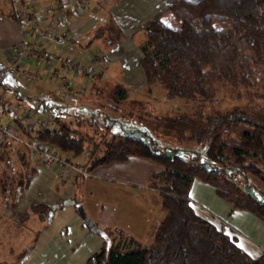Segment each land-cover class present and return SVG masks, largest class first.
<instances>
[{
	"label": "trees",
	"instance_id": "16d2710c",
	"mask_svg": "<svg viewBox=\"0 0 264 264\" xmlns=\"http://www.w3.org/2000/svg\"><path fill=\"white\" fill-rule=\"evenodd\" d=\"M166 9L179 21L178 27L166 25L158 15L141 25L146 40L140 45L142 56L138 62L146 82H159L167 97H199L200 105L211 99L217 82L249 86L253 79L260 80L264 88V0H172ZM103 32L109 45L121 35L109 22L94 31L97 35ZM89 85L98 88L95 81ZM127 92L120 82L110 86L106 93L112 102L109 107L119 110L118 104L126 100ZM0 107L3 109V102ZM31 107L38 112L35 106ZM52 118L53 126L45 128H33L18 114L11 121L28 139L43 141L71 156L81 154L86 147L84 140L90 139L84 160L88 171L98 164L122 161L129 155L150 159L165 169L167 184L156 188L158 209L163 214L152 219L146 243L120 228H103L108 241L101 238L98 248L86 256L83 264H264L263 257H249L233 235L200 216L188 202L191 180L197 178L211 185L215 194L232 208L264 220V200H258L240 182L222 173L223 168L233 165L245 180H249L246 176L249 173L264 183L263 113H250L245 107L233 105L200 112L201 121L197 119L193 124L183 114L155 117L158 124L169 128L174 123L188 125L191 132L185 138L204 146V155L213 168L177 154L157 152L148 142L127 133H110L106 138V123L102 129L91 127L90 135ZM92 134L100 140H95ZM181 136L179 131L174 141H181ZM7 144L0 142V186L6 193L13 192L11 198H3L4 205H12L35 167L25 165L24 174L17 171L12 176ZM77 177L79 181L82 175ZM73 200L78 201L75 197ZM30 209L46 220L48 210L54 208L33 203Z\"/></svg>",
	"mask_w": 264,
	"mask_h": 264
},
{
	"label": "crops",
	"instance_id": "0c3cea01",
	"mask_svg": "<svg viewBox=\"0 0 264 264\" xmlns=\"http://www.w3.org/2000/svg\"><path fill=\"white\" fill-rule=\"evenodd\" d=\"M71 1L81 4L83 10H80L82 12L79 15L73 14L66 7ZM171 1L0 0V67L5 63L7 50L14 44L25 41L32 43L34 49L42 48L48 54L72 53L83 56L88 52L98 59L104 56L108 66L98 67L93 80L98 83L105 82L112 86L120 82L129 87L135 81L144 82L138 62L141 57L140 45L146 40L141 25L156 15L161 20ZM59 4L60 10L65 14L64 25L79 18V25H82H78V31H68V37L61 43L55 41L53 33L40 40H33V32L42 30L47 22L52 21V15ZM16 12L18 18H24V21L18 22ZM30 13L39 20L35 26H31V19H26L31 18ZM108 22L114 24L121 34L118 41L110 45L104 32L100 35L94 33L96 27ZM42 63L41 60L31 61L30 53L25 58L22 67L36 76L32 80L20 74L0 73V95L3 102V109L0 107L1 121L13 124L11 118L16 113L11 105L16 101L22 105L31 104L38 110L52 109V105L63 106L69 104V101L71 103V100L75 101L72 96L66 98L61 93L62 97L56 94L57 91L47 79L50 71ZM49 65V68L53 66L54 69H59L55 62ZM76 83L78 82L72 81L73 86ZM128 103L127 97L125 104ZM127 105L126 112L129 111ZM60 114L52 116L58 118ZM16 148L21 149L19 146ZM6 149L12 160V176L17 171L24 174L25 162H31L29 159L22 160L26 158L25 150L23 157L18 160L10 151L9 144ZM34 169L28 183L22 187L18 200L12 205H4L3 198H11L13 192L6 193L0 186V264H60L59 259L63 257L65 264H83L86 256L98 248L101 238H88V241L95 244V249L76 260L77 237L91 236H88L90 231L77 216L73 205L58 204L65 198H77L85 213L99 228H120L141 241L145 238L148 240L150 224L154 218L161 216L156 188L167 184L165 169L150 159L129 155L122 161L96 165L89 175L80 177L79 181L76 175L61 184L56 182L57 177L50 170L39 169L37 172V167ZM248 184L256 190L254 197L264 200V183L249 177ZM250 188L253 189L249 187L248 190ZM74 191H77V195ZM189 195L209 211L225 219L243 236L225 231L235 237L236 244L249 257L264 259V220L248 211L232 208L215 194L211 185L197 178L191 180L188 197ZM33 203H43L54 208L50 221L45 222L48 224H44L30 209ZM194 211L205 217L200 210ZM212 223L218 227L216 223ZM50 224L52 228L49 229ZM7 246L11 251H6Z\"/></svg>",
	"mask_w": 264,
	"mask_h": 264
},
{
	"label": "rangeland",
	"instance_id": "374dc122",
	"mask_svg": "<svg viewBox=\"0 0 264 264\" xmlns=\"http://www.w3.org/2000/svg\"><path fill=\"white\" fill-rule=\"evenodd\" d=\"M81 12H79V14ZM164 12L165 13L161 17L163 23L171 27H178L179 21L172 15V13L167 9H165ZM76 19L68 25L74 26L73 24H75ZM76 31H78V29H75L74 33ZM140 55L142 56V52L140 53ZM24 77L29 78L26 77V75ZM72 81H77L78 83L73 86ZM90 81L85 78L84 74L71 78L69 80V91L67 93L60 92L58 88H55V86H53L54 89L57 91L56 94L59 97L61 96L59 93H61L63 94V96H66V98L72 96L71 98H74L75 101L71 100V103L69 101V104H65L63 106L61 104H56V106L52 105V109L44 108L42 110L41 108H39L38 110L36 108L37 111L39 113L43 112L48 116L50 115L49 117L52 120V115L61 113L60 115H58V119L68 123L72 128H76L77 130H81L82 132L85 131L90 135L91 127L98 126L100 129H102V124L106 123L108 125V131L104 135L106 138L110 133H127L130 135H134L136 137H139L143 141L148 142L150 146L153 147V149L157 152H162L166 154H177L187 159H190L196 163H200L206 168H213L214 165L212 162L206 159L203 150L204 146L196 144L194 141L185 138L191 132V129L188 127V125H177L174 123V127L169 128L158 124L155 120V117L162 115L174 116L183 114L192 119L191 123L197 119L200 122V112H207L211 109L223 110L225 108H230L233 105L245 107L250 113L264 114V96H260L261 94H264V88L262 87L260 80L252 79V83L249 86L241 85L239 83H230L227 81L217 82L214 84V87L211 91V99L209 101H204V103L201 105L199 103V97H167L165 95V87L157 81H135L134 85L126 87L129 91L127 93V97L129 98V100H131V102H129L127 105L125 104V100L124 102H122V104H118L119 110L112 109L108 105L109 103H112L111 100H109V98L106 96L107 90L108 88H110V85L105 82L98 83L95 80V86L98 88H94L89 85L91 82H93ZM25 105L31 106V104ZM126 105L128 106L129 111L123 112L125 111ZM82 120H84V122H82ZM88 122H90L89 125L87 124ZM179 131H182L181 141L175 142L174 137L177 136ZM92 136L95 140L98 139V135L94 136V134H92ZM98 140H100V138ZM84 141L86 147L84 148L83 152L77 156H71L70 153H62L54 146H51L56 151V153L61 156H64L68 159V161L79 165L82 170L88 172V174L76 172L68 178H71L78 174L82 176H87L90 174V171L85 169L84 164L86 154L90 147V139H85ZM27 159L32 162L26 163L28 162L26 161V165L31 166L32 163V165L35 166L33 164V159L29 158V156H26V158H22V160ZM15 164V166H17L16 162ZM95 168L96 166L93 167L91 170ZM39 169L44 170L41 167H37V172H39ZM262 170L264 171V168H262ZM222 173L224 175L232 177V179H234L235 181L240 182V186L243 189H248L249 187H252L253 189L250 188L248 191L252 193L253 196L256 194L254 186L248 184V181L242 177L241 173L239 172V169L236 166L232 165L229 167H225L223 168ZM246 176L247 178L251 177V179L253 180L254 178H256L249 173H247ZM68 178L57 177L56 182L58 184H61L62 181L68 180ZM74 193L77 195V191H74ZM189 197L191 196L189 195ZM193 210H195V208H193ZM160 212V214L162 215L163 212ZM40 220L44 221V224H48L45 223L47 220ZM51 226L52 225L50 224L49 229L52 228ZM88 236L91 237H77L76 242L78 247H76L75 250L78 253V258H76V260H79V258H81L85 253L91 252L92 249H95V244L93 242L88 241L90 240L88 238H91V240L100 239L99 236L91 232H89ZM114 239H116V237H114ZM142 241L146 243V238ZM8 247L9 246L5 248L6 251H11ZM3 257L6 259V254H4ZM59 262L60 264H65L64 257L62 259L60 258Z\"/></svg>",
	"mask_w": 264,
	"mask_h": 264
},
{
	"label": "built area",
	"instance_id": "2783aa9c",
	"mask_svg": "<svg viewBox=\"0 0 264 264\" xmlns=\"http://www.w3.org/2000/svg\"><path fill=\"white\" fill-rule=\"evenodd\" d=\"M62 5V2H60ZM52 15V21L47 22L42 30L33 32V40H40L46 37L47 34L53 33L54 39L57 43L63 42L68 37V31H73L79 25V18L76 19L74 26L64 25L65 14L60 10V4ZM69 10L78 15L82 9L81 4L77 2H69L66 6ZM18 22L24 21V18H18V13H15ZM31 26H35L39 22L38 18L30 13ZM36 22V23H35ZM31 55V61L41 60L43 66L47 68L50 73L48 75V81L51 82L52 86L58 88L60 92L67 93L69 80L75 76L81 74L85 75L87 80H92L98 67H105L107 65V59L102 56L99 59L92 53H85L83 56H77L72 53L65 54H48L42 48L34 49L32 43L21 41L14 44L6 52L5 63L0 67V73L4 72L10 75H26L30 79H35L36 76L28 74L26 68H23V62L25 58ZM55 62L59 65V69H54L53 66L49 68V64ZM28 78V79H29ZM0 103H2V96L0 95ZM11 109L14 113L18 114L22 120H25L28 125H33V128H45L52 127L53 120L46 114H39L36 110L27 105H22L19 101L14 102L11 105ZM6 141L9 143L10 151L13 153L16 159L20 160L23 157V150L26 156L33 159L35 167H41L43 169L50 170L56 177L68 178L73 173L80 172L82 174H88V172L82 170L79 165L71 163L64 156L59 155L56 151L47 143L37 140L28 139L24 135L20 134L13 124L6 123L0 119V142ZM19 146L21 149L16 148ZM34 157V158H33ZM31 159V160H32ZM32 162V161H31ZM188 202L193 208L198 209L202 214L218 225V228L226 232H231L235 235L243 237L235 228H233L226 220L217 216L216 214L209 211L202 204L188 197Z\"/></svg>",
	"mask_w": 264,
	"mask_h": 264
},
{
	"label": "water",
	"instance_id": "95a60500",
	"mask_svg": "<svg viewBox=\"0 0 264 264\" xmlns=\"http://www.w3.org/2000/svg\"><path fill=\"white\" fill-rule=\"evenodd\" d=\"M62 204H70L73 205L75 212L77 216L80 218V220L84 223L86 228L93 234H96L100 238L105 239L108 241V237L105 233V231L102 228H99L94 220H92L84 211L83 206L80 201H74L71 198H65L61 201ZM52 216V211L48 210L47 212V218L46 220L49 222Z\"/></svg>",
	"mask_w": 264,
	"mask_h": 264
}]
</instances>
